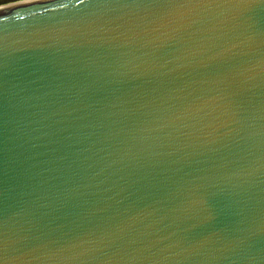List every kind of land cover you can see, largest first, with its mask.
<instances>
[{"label": "water", "instance_id": "1", "mask_svg": "<svg viewBox=\"0 0 264 264\" xmlns=\"http://www.w3.org/2000/svg\"><path fill=\"white\" fill-rule=\"evenodd\" d=\"M0 264H264V0L0 1Z\"/></svg>", "mask_w": 264, "mask_h": 264}, {"label": "rangeland", "instance_id": "2", "mask_svg": "<svg viewBox=\"0 0 264 264\" xmlns=\"http://www.w3.org/2000/svg\"><path fill=\"white\" fill-rule=\"evenodd\" d=\"M0 1H3V0H0Z\"/></svg>", "mask_w": 264, "mask_h": 264}]
</instances>
